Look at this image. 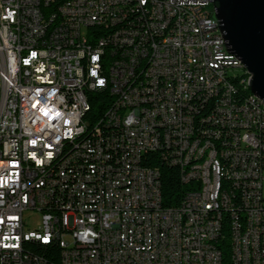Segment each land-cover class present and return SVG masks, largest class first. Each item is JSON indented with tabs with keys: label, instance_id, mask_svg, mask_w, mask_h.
<instances>
[{
	"label": "built area",
	"instance_id": "1",
	"mask_svg": "<svg viewBox=\"0 0 264 264\" xmlns=\"http://www.w3.org/2000/svg\"><path fill=\"white\" fill-rule=\"evenodd\" d=\"M213 14L212 0H0V264H223L226 239L230 264H264V100ZM154 154L194 183L178 206Z\"/></svg>",
	"mask_w": 264,
	"mask_h": 264
},
{
	"label": "water",
	"instance_id": "2",
	"mask_svg": "<svg viewBox=\"0 0 264 264\" xmlns=\"http://www.w3.org/2000/svg\"><path fill=\"white\" fill-rule=\"evenodd\" d=\"M227 50L251 76V92L264 100V0H212Z\"/></svg>",
	"mask_w": 264,
	"mask_h": 264
},
{
	"label": "trees",
	"instance_id": "3",
	"mask_svg": "<svg viewBox=\"0 0 264 264\" xmlns=\"http://www.w3.org/2000/svg\"><path fill=\"white\" fill-rule=\"evenodd\" d=\"M89 120H98V115L94 112L90 113ZM151 156L148 155L146 157L145 165L158 168L161 172L163 206H178L184 194L192 189L194 183L183 184L180 180L181 170H179L176 166L167 165L157 154ZM219 244H221L219 249L222 251L223 264H230L231 254L229 239L219 242ZM34 251L41 255H45L47 251H50L55 256L56 261L59 257V248L57 246L50 247L44 245H35Z\"/></svg>",
	"mask_w": 264,
	"mask_h": 264
},
{
	"label": "bare ground",
	"instance_id": "4",
	"mask_svg": "<svg viewBox=\"0 0 264 264\" xmlns=\"http://www.w3.org/2000/svg\"><path fill=\"white\" fill-rule=\"evenodd\" d=\"M219 28V25H218ZM85 63H92V55H85ZM246 76L250 83L251 76L246 70ZM94 112L99 117V110H90L89 114ZM102 126V127H101ZM100 131H119L118 123H100ZM204 163V156L190 157V166H201ZM181 172H184V163L172 162ZM231 170V158L222 157V166H220V174H224V184H227V192H235L236 181L233 174H229ZM246 209H248V192H241L237 195V221L238 223H246ZM230 263H236V249H230Z\"/></svg>",
	"mask_w": 264,
	"mask_h": 264
},
{
	"label": "snow or ice",
	"instance_id": "5",
	"mask_svg": "<svg viewBox=\"0 0 264 264\" xmlns=\"http://www.w3.org/2000/svg\"><path fill=\"white\" fill-rule=\"evenodd\" d=\"M35 55H36V53L33 52V53H32V56L34 57ZM27 62H28V61H25V63H27ZM41 70H42V69H38V71H41ZM37 91H40V90L38 89ZM37 104H40V101H36L32 106H33V107H36ZM39 110H40L41 114H42L43 116H45L47 119H49V120H52V119H54V118H56L57 116L60 115L59 110H58V109H55L54 107L41 106ZM67 122H68V121L65 120V123H67ZM31 143H32V144H35L36 141L33 140V141H31ZM48 146L51 147V145H48ZM33 155H34V154H33ZM48 155L51 156V153H48ZM37 162L39 163V161H37ZM16 163H17L16 161H9V165H11V166H15ZM6 182H7V181L4 180V183H6ZM0 219H2V218H0ZM10 219H11V217H10ZM7 238H8L7 236L4 237V239H7ZM44 239L47 240V237H44Z\"/></svg>",
	"mask_w": 264,
	"mask_h": 264
}]
</instances>
